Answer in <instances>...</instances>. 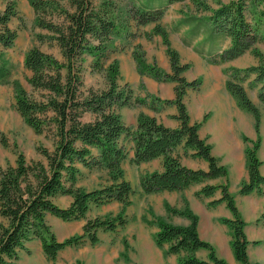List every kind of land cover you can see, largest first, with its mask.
<instances>
[{"label": "trees", "instance_id": "trees-1", "mask_svg": "<svg viewBox=\"0 0 264 264\" xmlns=\"http://www.w3.org/2000/svg\"><path fill=\"white\" fill-rule=\"evenodd\" d=\"M29 1L36 25L49 31V34L38 33L37 38L41 42H56L63 60L38 46L31 47L24 57L25 66L31 71L28 82L34 89L43 92V98H33L16 82L15 106L35 132H51L55 145L52 150L38 147L46 163L28 161L21 152L16 165L0 169V215L5 219L0 224V264H10L17 259L19 250L33 238L41 240L45 254L54 260L65 246L79 244L85 237L96 243L99 241V230L114 231L127 223L126 208L131 203L133 186L122 166L128 155L127 147L121 141L124 136L134 142V162L162 156L161 169L147 171L140 176L139 183L146 193L183 191L207 179H228L227 167L213 154L212 145L199 134L203 120L192 121L185 102L188 90L199 89L203 80L201 77L188 79L185 76L191 63L183 62L179 51L171 44L167 29L160 23L168 3L181 0H129L125 8L117 0ZM218 2L219 6L209 16L211 33L222 32L230 37L231 43L222 51L207 55L208 62L231 60L248 50L259 61L246 67H231L225 85L237 105L254 115L257 133L253 145L245 149L249 177L241 182L239 193H261L264 191V174L260 171L262 160L257 154L261 139V111L249 96L244 82L248 81L251 88H258V98L264 104V54L256 45L264 39V0ZM247 11L252 14V19L248 18ZM15 17H20L17 0H8L5 8L0 10L1 47L8 48L15 43L18 29L10 25ZM130 21L136 25L155 22L147 35L162 36L171 70L148 63L143 52L135 48L137 70L141 75H151L158 81L174 82V98L148 94L150 100L147 103L148 97L133 96L130 84L120 82L121 70L117 59L105 68V88H84L82 72L86 58L93 57V69L103 68L104 61L115 48L112 46L114 39L134 36L129 30ZM10 74L9 59L0 51V79H6ZM133 103L148 104L155 111H160L167 104H175L178 112L174 117L180 124L169 127L155 115L141 111L136 127L126 125L119 109ZM207 117L208 114L204 116V121ZM179 145H183L185 153L192 149L193 156L204 158L209 164L208 170L184 165L177 151ZM93 148L97 149V154L93 153ZM79 162L90 168L107 169L112 182L94 189L78 186ZM217 190L221 191V196L212 199L209 205L225 202L231 211L232 216L222 217L221 221L231 230V245L238 264H257L250 259L248 246L251 241L245 232L247 222L235 195L229 190L228 182L206 183L196 195L212 196ZM58 194L71 195L73 200L70 205L62 207L56 203L54 198ZM113 200L123 205L117 214L87 218L83 233L63 240L57 238L46 218L48 213L63 220L86 218L92 204L101 205ZM184 202L186 205L183 208L167 201L165 207L169 214L185 216L190 223L179 225L163 216H156V244L160 247L168 245L166 253H179L176 264H230L217 255L212 243L201 238L199 217L186 198ZM201 248L208 250V259L197 256L196 252ZM182 252L184 254L180 255Z\"/></svg>", "mask_w": 264, "mask_h": 264}, {"label": "rangeland", "instance_id": "rangeland-1", "mask_svg": "<svg viewBox=\"0 0 264 264\" xmlns=\"http://www.w3.org/2000/svg\"><path fill=\"white\" fill-rule=\"evenodd\" d=\"M117 1L118 4L124 8L129 2V0ZM220 1L227 3L231 0ZM7 2L8 0H0V10L5 8ZM218 6V0L173 1L168 3L167 9L165 10L163 18L160 20V23L167 29L173 47L180 50L179 53L183 62L191 63V67L185 72V74L188 78L194 76L192 79L201 77L204 82V84L202 82L203 87L201 89L199 88L200 91L190 89L185 96L189 113H192L193 115L198 110V104L195 102L197 94L201 91L207 92L206 103H204V106L201 109V112L203 113V123L212 117L215 123H219L220 121L223 123V127L227 128L228 121L225 119L230 117L231 124H233L234 127L236 125L235 129H237V136L241 140L239 143H242L243 145V150H239L237 148L239 150H237L238 154L241 150L244 153L246 146H252L253 142L257 138L254 131V115L251 112L238 108L235 99L226 90L224 82L231 67L246 66L248 64L251 65V63L257 64L259 61L258 58L250 50H248L244 54L238 56V58H234V60H227L220 63L208 62L206 57L207 55L204 54H209V47L214 45L216 46V49H218L217 47L225 45L228 40H230V37L222 32L211 33L212 23L209 16L211 15L213 9ZM17 8L20 17H15L10 22L11 27L18 29V36L15 43L13 46L8 48L0 46V51L5 53V57L9 59L11 66V74L4 80L0 79V169H4L9 165H16L17 157L21 152L25 155L28 161L34 160L46 163V158L38 150V147H44L52 150L55 145V139L51 132L48 130L43 133L35 132L33 128L25 122L24 118L17 110L15 106V83H20L33 98L42 99L43 92L34 89L28 82V77L31 75V71L25 66V54L31 47L38 46L42 50L52 53L60 60H63V56L56 42H41L37 38L38 33L49 34V31L36 25L34 20L35 13L30 1L17 0ZM249 8L250 7H248V9ZM247 16L249 19H252L250 11H247ZM154 25L155 22L136 25L134 21H130L128 24L129 30L131 33H134V36L130 35L129 37L115 38L112 43V46L115 48L110 52L109 58H106L104 61V67L101 69H93L91 66L93 57L88 56L84 62L82 72L84 88H105L107 86L105 68L113 59H117L120 64L122 74L120 82L124 83L127 76V82L133 89V96L148 97V94H156L161 98H166L168 96L169 89L165 90V87H162L163 84L167 86L166 82H162L161 84L158 83L155 86L149 85L150 83L147 81H144L143 83L142 80L137 81V84L134 83L139 75L137 70V61L134 57L135 48H138L143 52L145 60L148 63L156 64L163 68L161 53L159 52L161 46H165L162 36L152 35L149 37L147 35V33L152 31ZM256 45L264 54V39L259 41ZM124 56L127 57V72H125V70L121 67V62L123 63ZM132 63L135 64L131 66ZM148 76L153 77L151 75ZM248 83V81L244 82L248 89V94L261 111V139L260 145L257 149V154L262 160V167L264 168V104L261 103L258 98V88H251ZM214 86L215 92L212 94L209 90H211ZM214 98L218 99L215 100ZM149 100L150 97L147 98V103ZM126 106L129 109L157 115L158 119L161 120H167L171 111L175 109L174 104H167L161 108L160 111L153 110L148 104L133 103ZM206 114H208V118L204 121V116ZM241 116H244L247 119V124L243 123L246 120H240ZM238 123H241V125L242 123L244 124L242 125V129H240V125H238ZM220 124L217 127L212 128V139H210V141L212 140L213 149L216 151L214 152L216 157L224 159L223 155L226 154V149L223 150V144L219 143L218 135V131L220 132L223 130H220ZM207 138L208 137L205 139L208 141ZM129 144L130 143L126 144L127 149ZM183 154L188 155V153H185L184 151ZM234 163L235 162L233 161L229 162L228 166L230 167V191L236 196V200L242 211L243 217H245L248 221L246 231L254 229L256 230V233H258H255V237L251 238L258 239V242H251L250 244V248L256 251L255 255L251 254V257L252 259L257 260V264H264V258L262 255V250L264 252V206L262 209H255L253 206H249L252 198L260 201L264 193H250L246 195L238 193L241 180L239 179L237 168L233 167ZM160 165V159L136 163L131 160L128 155L123 161L122 166L124 168L126 178L133 186V193L130 197L131 203L126 208L127 223L124 226L118 227V229L114 231L107 230L102 234V241H110L112 246H116L117 244H120L121 247L124 246L125 251H122L119 257L117 256L116 261L122 259L126 261V264H144V259L141 257V244L143 243L147 245L146 247L148 249V257L146 259H148L150 264H155L152 262L154 260L155 253L154 250H151L154 230L157 227L154 223L155 217L167 214L166 208L164 207L166 199H169L171 203H173L172 205L176 207L177 205H180L183 208L186 205L184 202L186 197L183 192L175 195H169L167 198L157 192L146 193L142 190L139 183L140 176L144 172L157 169ZM77 166L80 168L77 181L78 186L86 189H94L104 187L112 182L108 170L105 168H90L83 165L81 162L77 163ZM225 180V177H223L219 181L224 182ZM196 187L197 185H194L187 189V191L196 189ZM219 194L220 193L217 192L216 195ZM69 200L70 197L68 195L60 194L56 198V203L64 205L67 204ZM204 200L205 199L201 197L196 199L194 207L199 211H202V205L208 207V204ZM262 205H264V201ZM122 207V203L116 200L101 205L92 204L86 214V218H93L98 215L117 214ZM47 221L52 225V229L59 238L63 237V230L67 232L69 231L68 227L66 229V226L68 225H65V222L58 224V222L55 221V218L51 217V215L47 216ZM215 221L220 224L223 223L221 219L218 218H215ZM4 222L5 219L0 216V224ZM74 234L78 233L76 232ZM229 234H231L230 228ZM33 239L35 240L36 238ZM76 264L83 263L81 260H77Z\"/></svg>", "mask_w": 264, "mask_h": 264}, {"label": "crops", "instance_id": "crops-1", "mask_svg": "<svg viewBox=\"0 0 264 264\" xmlns=\"http://www.w3.org/2000/svg\"><path fill=\"white\" fill-rule=\"evenodd\" d=\"M154 35H156V34H154ZM230 43H231V39L228 40V42L225 45H221V47H217L218 49H216V46L211 45L208 49V50H210L209 54L205 53L204 55H210L212 53L214 54L215 52L222 51L224 48L228 47L230 45ZM217 46H220V45H217ZM159 52L161 53L162 67L166 71H170L171 70V64L169 61V57L167 56L165 46H161V49ZM179 52H180V50H179ZM231 60H234V59H231ZM134 64L135 63H132L131 66H133ZM249 65L250 64H248L246 66H249ZM246 66H234V67H246ZM121 67L123 68V70H125V72H127L128 65H127V57L126 56H124L123 63L121 62ZM185 76L188 78V76L186 74H185ZM192 78H194V76H191V78H188V79H192ZM141 80L143 83H144V81L149 82L150 83L149 85H151V86H155L158 83L161 84L162 82H166L167 86H165V84L162 85V87H165L164 88L165 90L169 89L168 96L166 98H168V99L174 98V96H175V90H174L175 83L174 82L158 81V80L154 79L153 77H150L146 74L141 75L139 73L138 78H137V80H135L134 83L137 84V81H141ZM225 81H226V79H225ZM125 82H127V76H126ZM203 84H204V82H203ZM202 87H203V85L200 87V89ZM225 88H226V85H225ZM191 90H193V89H191ZM197 90H199V89H197ZM209 91H210V93L213 94L215 92V86ZM207 94H208L207 92H202V91L197 94V97L195 98V102H196V104H198V106H197L198 110L193 115H192V113H189L192 121H202L203 113L201 112V109L204 106V103H206ZM214 99L217 100L218 98H214ZM174 108L175 109L171 111L167 120L159 119V121L163 122L165 125H167L169 127H177L180 124V122L178 119H176L174 117V115H176L178 112L176 105L174 106ZM238 108H240V107L238 106ZM119 111H120V113L122 115V119L126 125L132 126L133 128L136 127L138 114L140 113L139 110L129 109L125 105V106L121 107L119 109ZM148 114H150V113H148ZM150 115H153V114H150ZM155 116L158 118L157 115H155ZM87 117L89 118L90 116H87ZM213 118H215V117H213ZM241 119L246 120L243 123L247 124V119L244 116H241L240 120ZM212 120L213 119L211 117L201 125V127L199 129V134L201 137H204V138L208 137L207 139L212 145V152L214 154V152H216V151H214V149H213L212 140L210 141V139H212V137H211L212 128L217 127L221 123L219 127H220V130H222V129L223 130L220 132L218 131L219 143L223 144L222 147H223V150L226 149V154L223 155L224 159H219V157H218V159H219L220 163L224 164L228 169V179L225 178L226 179L225 181H227L228 185H229L230 167H228V166H229V162L233 161V162H235L233 167L237 168V170H238V175H239V179L241 180L240 181V184H241V182L243 180L248 179L249 172H248V168H247V159H246V153H245L246 148L244 149V153H243L242 152L243 145H242V143L241 144L239 143L241 140L237 136V129H235L236 125L234 127L233 124H231L230 117H227L225 119L228 121L227 122V128L223 127L222 122L219 121V123H217V122L215 123L214 120L213 121ZM222 120H224V119H222ZM243 123H242V125H244ZM238 125H239V123H238ZM242 125L239 126L240 129H242ZM213 131H214V129H213ZM254 131H255V134H257L255 127H254ZM121 141L124 142L125 145L127 143H130L128 145L127 150L129 151L128 156L132 160L134 157V149H133L134 142L127 136L122 137ZM237 148L239 150L242 149L241 152H239L238 154H237V150H238ZM177 151H179V153L181 154V161L184 165L191 167V168H195V169L201 168V169L208 170V168H209L208 162L204 158H201L198 156H193L192 153L194 152V150L189 149L187 152L188 155H185V154H183V151H184L183 145H179L177 147ZM93 153L97 154L96 148H93ZM234 156H238V157H234ZM156 159H160L161 165L158 166L157 169H161L162 168V156L157 157V158L150 160V161H154ZM234 159H236V160H234ZM144 162H146V161H144ZM262 164H263V162H262ZM262 164L260 166V171L262 174H264V168L262 167ZM79 170H80V168H79ZM222 178L223 177L207 179L203 182L192 184L190 187L186 188L183 191L164 190V191H160L157 193L162 194L163 196H165L167 198L169 197V195H175V194L182 193V192L185 193V197L189 201L190 207L192 208V210L195 213H197V215L199 217L198 230H199V234H200L201 238L209 241L210 243H212L214 245V247L216 249V253L219 257L226 259L230 264H238L236 257L234 255L232 245H231L232 233L229 234V228L225 223L220 224L219 222L215 221V218L221 219L222 217H231L232 216L231 211L227 207L225 202H221V203L217 204L216 206H210L209 205V202L212 199L219 198L221 196V191L217 190L214 193V195H212V196H205V195L197 196L196 195V192L199 189H201V187L203 185H205L206 183H211V184H217L218 182L221 183V181H219V180ZM194 185H197L196 189H193L191 191H187V189L191 188ZM239 188H240V185H239ZM239 188H238V191H239ZM229 190H230V186H229ZM217 192H219L220 194L216 195ZM252 193H259V192L253 191ZM261 193H264V191ZM58 195H60V194H58ZM58 195H56L54 198L55 202H57L56 198ZM61 195H67V194H61ZM68 196L70 197V200L67 204H64V205H61L59 203L58 204L62 207L69 206L73 200V197L71 195H68ZM200 197L205 199L204 201L208 204V207L201 204L202 205L201 206L202 211H199L198 209H196L194 207L195 200L200 198ZM235 199H236V196H235ZM166 201L171 203V201L169 199H166ZM263 201H264V195L262 196V199H260V201H257L254 198H252L250 203H249V206H253L255 209H262L264 206V205H262ZM236 203H237V200H236ZM171 204H173V203H171ZM237 205H238V203H237ZM164 207H165V204H164ZM177 207L180 208L181 206L177 205ZM238 207H239V205H238ZM239 209H240V207H239ZM166 213H167L166 215H161V216L167 218L172 223L179 224V225H188L190 223V219L185 217V216L168 214L167 210H166ZM48 215H51V217L55 218V221L58 222V224L65 222V225H68V226H66V229L68 227L69 231L67 232V231L63 230V237L59 238L57 236V238L59 240H63L65 238L73 235L76 232L77 233H83V226H84V223L86 222L87 218H80V219H75V220H63L62 218L60 219V217L55 216L51 213H48L47 216ZM47 216H46V218H47ZM245 220H246V218H245ZM246 222H248V221L246 220ZM157 230H158V226L154 230V234H153L154 236H153V240H152V249L150 247V249L154 250V253H155V256L152 255V256H154V260L152 259L153 260L152 262L155 264H176L178 257H179V253H166L165 249L167 248L168 245H165V247H160L156 244L155 233ZM248 231H246V226H245V232L247 234L248 239L251 242L257 241L258 239H251L252 237H255L256 230L252 229V230H248ZM103 232H105V230H99L98 231L99 241H97L96 243H92L88 237H85L84 240L79 244H73V245L65 246L64 248H62L59 251L56 259H54V260L49 258L45 254V252L43 250L42 242L40 239H38V238H36L35 240L31 239L30 241H28L26 243L24 248L19 250L18 258L12 260L10 264H76L77 260H81L83 264H126V261H124L122 259H120L119 261H116L117 256L119 257L120 253L122 251H125L124 246L121 247L120 244H117L116 246H112L110 241L109 242L102 241ZM256 234H258V233H256ZM142 244H141V247H142L141 257H143V259H144V264H150L148 259H146L148 257V249L146 247L147 245L146 244L142 245ZM250 244L248 246V253H249L250 259L253 260L254 262H257V260H254L251 257V254L255 255L256 251H254L253 249L250 248ZM183 254H184V252H182L180 255H183ZM196 254L198 257H200L202 259H208V250L207 249L201 248V249L197 250ZM127 264H130V263H127Z\"/></svg>", "mask_w": 264, "mask_h": 264}, {"label": "bare ground", "instance_id": "bare-ground-1", "mask_svg": "<svg viewBox=\"0 0 264 264\" xmlns=\"http://www.w3.org/2000/svg\"><path fill=\"white\" fill-rule=\"evenodd\" d=\"M239 125L241 126V123H239ZM255 205V204H254ZM252 207V206H251ZM256 253V252H255ZM262 255H263V258H264V252L262 251Z\"/></svg>", "mask_w": 264, "mask_h": 264}]
</instances>
